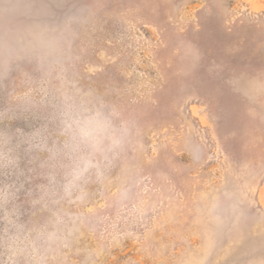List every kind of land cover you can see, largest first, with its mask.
<instances>
[{
    "label": "rangeland",
    "instance_id": "obj_1",
    "mask_svg": "<svg viewBox=\"0 0 264 264\" xmlns=\"http://www.w3.org/2000/svg\"><path fill=\"white\" fill-rule=\"evenodd\" d=\"M30 2L53 23L76 19L75 86L138 123L140 188L157 210L124 226L98 264H175L181 253L203 264H262L264 101L242 98L227 81L264 68V0ZM181 44L199 54L187 74L175 55ZM18 83L5 81L4 95ZM216 190L242 201L244 226L219 231L205 252L194 208Z\"/></svg>",
    "mask_w": 264,
    "mask_h": 264
},
{
    "label": "clouds",
    "instance_id": "obj_2",
    "mask_svg": "<svg viewBox=\"0 0 264 264\" xmlns=\"http://www.w3.org/2000/svg\"><path fill=\"white\" fill-rule=\"evenodd\" d=\"M31 7L0 0V264H98L119 246L124 226L146 223L157 210L140 188L138 123L75 86L76 19L53 23ZM175 55L185 74L199 60L188 44ZM5 81L19 83L4 95ZM227 84L264 101V68L233 74ZM241 202L216 190L195 206L205 252L219 231L244 226ZM175 264L203 261L181 253Z\"/></svg>",
    "mask_w": 264,
    "mask_h": 264
}]
</instances>
